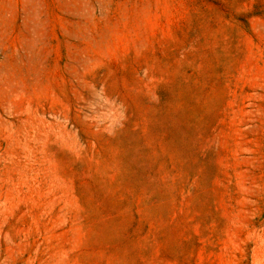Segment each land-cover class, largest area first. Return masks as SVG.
Returning <instances> with one entry per match:
<instances>
[{"label": "rangeland", "instance_id": "rangeland-1", "mask_svg": "<svg viewBox=\"0 0 264 264\" xmlns=\"http://www.w3.org/2000/svg\"><path fill=\"white\" fill-rule=\"evenodd\" d=\"M0 264H264V0H0Z\"/></svg>", "mask_w": 264, "mask_h": 264}]
</instances>
